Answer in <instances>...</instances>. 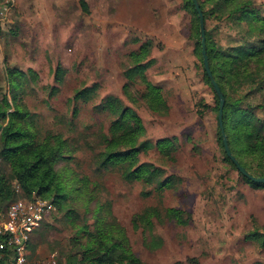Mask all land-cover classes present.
I'll return each mask as SVG.
<instances>
[{
  "label": "rangeland",
  "instance_id": "374dc122",
  "mask_svg": "<svg viewBox=\"0 0 264 264\" xmlns=\"http://www.w3.org/2000/svg\"><path fill=\"white\" fill-rule=\"evenodd\" d=\"M253 1L264 11V0ZM183 5L0 0L1 106L28 113L23 125L39 139L64 140V157L54 167L68 198L58 202L54 194L22 195L0 157V173L17 198L36 196L51 206L32 235L34 260L55 255L65 264H96L85 251L101 219L113 236L125 234L144 264H264L261 241L248 238L255 230L264 235V187L251 186L225 158L213 110L216 93L204 78L192 15ZM206 27L223 49L240 41L245 30L216 16L207 17ZM143 46L136 62L131 53ZM136 64H145L143 76L160 87L166 111L149 107L140 74L126 76ZM255 87L235 94L257 105L264 101V87ZM108 97L142 121L137 146L147 147L140 148L138 163L162 170L161 178L171 177L172 186L158 190L155 182L127 180L118 168L101 164L98 153L116 118L98 109ZM6 122L0 117V134ZM166 138L173 148L159 150L156 142ZM147 208L156 211L150 228L136 219ZM167 209L189 213L190 220L177 223L166 217Z\"/></svg>",
  "mask_w": 264,
  "mask_h": 264
},
{
  "label": "trees",
  "instance_id": "16d2710c",
  "mask_svg": "<svg viewBox=\"0 0 264 264\" xmlns=\"http://www.w3.org/2000/svg\"><path fill=\"white\" fill-rule=\"evenodd\" d=\"M197 1L203 14L205 53L209 68L224 97L221 124L229 150L238 163L251 175L264 177V101L257 105H251L244 101L245 97H238L235 94L244 86L250 87L252 90L256 88L255 86L260 89L264 87V11L258 8L253 0ZM82 3L84 4V2ZM183 3V6L192 15L194 51L202 61L198 13L192 0H183ZM213 16L225 17L236 25L243 24L245 30L241 40L234 42V45H229L226 49L217 44L206 27L207 17ZM146 48L143 46L139 52L131 53L136 62L142 60L141 57ZM144 67L145 64H136L133 70L130 69L126 72V76L131 78L133 74L141 75V79L146 85L145 98L149 107L162 113L168 109L166 101L161 95L160 87L152 85L143 76ZM202 71L206 82L213 89L203 64ZM11 73L14 74V71ZM214 98L213 110L217 116L218 140L223 147L218 119L219 100L216 94ZM98 109L101 111L110 110L116 117L109 126L108 135L104 137V150L98 153L101 164L108 163L118 168L121 175L127 180L139 179L149 184L155 182L158 190L172 186L171 177L161 178L162 170L151 163H138L137 155L140 148H145L147 145L137 146L143 125L136 112L128 107L124 108L115 97H108L98 106ZM27 114L26 112L22 113L20 109L8 111L2 108L0 101V117H7L6 124L1 128L0 157L10 165L11 178L16 180L22 195L36 191L40 195L54 194L56 202H58V198L60 200L67 199L65 190L56 181L54 167L58 159L64 157V140L58 136L39 139L32 129L23 125L24 117L28 116ZM173 146L170 139L167 138L156 142V147L159 150H169ZM224 155L234 166L225 150ZM244 178L253 187H264L262 183L254 182L247 177ZM17 197L3 173H0V201H12ZM155 214L154 209L147 208L138 214L136 219L140 224L150 228L153 225L152 217ZM165 215L181 224H187L191 217L189 213L174 209H167ZM100 221L101 219L96 221L97 230L91 235L95 239L90 241L91 245L85 251V258L88 261L92 260L96 264H144L132 253L122 231H118V235L113 236L109 230L104 229V224L102 225ZM248 238L261 241L264 247V235L259 231L255 230L248 235ZM30 246L31 242L29 248Z\"/></svg>",
  "mask_w": 264,
  "mask_h": 264
},
{
  "label": "built area",
  "instance_id": "2783aa9c",
  "mask_svg": "<svg viewBox=\"0 0 264 264\" xmlns=\"http://www.w3.org/2000/svg\"><path fill=\"white\" fill-rule=\"evenodd\" d=\"M50 207L36 196L0 201V264H65L55 255L31 258V237Z\"/></svg>",
  "mask_w": 264,
  "mask_h": 264
},
{
  "label": "water",
  "instance_id": "95a60500",
  "mask_svg": "<svg viewBox=\"0 0 264 264\" xmlns=\"http://www.w3.org/2000/svg\"><path fill=\"white\" fill-rule=\"evenodd\" d=\"M195 10L198 13V17H199V23H200V32H201V42H202V57H203V66L205 69V72L207 73L208 77H210V81L212 83L213 89L215 91V93L218 96V100H219V111H218V119H219V124L221 127V133H222V141H223V147L224 150L227 154V156L233 161V163L235 164L237 170L245 177L249 178L250 180L257 182V183H262L264 184V177H255L253 175H251L242 165H240L238 163V161L236 160V158L231 154L230 150H229V146L227 144V140L225 138L223 129H222V124H221V117H222V108H223V103H224V97H223V93L220 90L218 84L216 83V81L213 79L212 77V73L210 71L209 68V64H208V60H207V56L205 53V30H204V20H203V14L200 10L199 4L197 0H192Z\"/></svg>",
  "mask_w": 264,
  "mask_h": 264
}]
</instances>
